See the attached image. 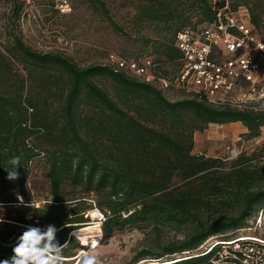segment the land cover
<instances>
[{
  "label": "trees",
  "instance_id": "trees-1",
  "mask_svg": "<svg viewBox=\"0 0 264 264\" xmlns=\"http://www.w3.org/2000/svg\"><path fill=\"white\" fill-rule=\"evenodd\" d=\"M141 1L137 10L142 20L162 23L172 31L155 55L123 58L152 57L173 70L180 57L177 33L211 23V0ZM95 2L113 29L121 32L105 3ZM184 5L197 11L199 23H191L180 8ZM240 6L248 9L251 24L264 35L256 8L230 1L232 10ZM20 9L17 5L16 12ZM6 51L11 59H19L25 76L19 77L0 55V211L6 212L0 218L7 220L0 223L4 227L0 259L11 255V245L28 225L66 224L58 233L61 244L71 231L82 228L79 224L85 222L83 213L90 205L84 196L63 199L65 184L95 196L94 204L106 218L101 227L104 237L123 228L156 232L191 228L181 240H158L152 248L142 247L133 263L210 264L224 243L236 239L231 237L236 231L264 213V154H239L225 161L192 154L194 133L211 124H241L247 138H257L264 126L259 105L215 106L183 92L172 101L155 85L109 65L80 68L59 53L33 51L18 38ZM101 79L109 82L114 97L100 86ZM14 156L20 157L19 179L10 181L6 170H13L9 161ZM35 162L45 164L50 200L34 208L26 181ZM212 238L220 244L197 254ZM81 249L73 239L65 257ZM164 256L172 259L159 261Z\"/></svg>",
  "mask_w": 264,
  "mask_h": 264
},
{
  "label": "rangeland",
  "instance_id": "rangeland-1",
  "mask_svg": "<svg viewBox=\"0 0 264 264\" xmlns=\"http://www.w3.org/2000/svg\"><path fill=\"white\" fill-rule=\"evenodd\" d=\"M70 12L60 14L56 10L58 0H33L27 4L23 0H0V55L10 62L12 70L24 77L25 72L19 59H11L7 49L14 46V40L18 38L25 46L33 51L41 53H59L71 59L78 67L84 68L91 65H107L106 51L114 52L121 57L133 59L139 55H155V50L165 38L171 34L164 24L145 22L140 17L138 7L141 0H101L109 12L110 18L119 26L121 32H117L110 25L96 0H66ZM233 4L245 5L250 9L256 8V14L264 21V0H229ZM21 9L16 12V6ZM185 10V15L190 16L193 24L199 23L197 11H192L187 5L180 6ZM172 70L171 66L166 71ZM98 83L106 89L110 96L114 92L108 81L103 79ZM169 100H178L183 93L177 90L166 91ZM264 109V103L258 106ZM156 126V125H155ZM247 130L241 124L209 125L202 132L193 135V155H203L207 158L229 160L236 155L253 153L264 154V126L261 127L259 136L254 139L246 137ZM264 163V157H262ZM45 164L35 162L27 175L26 189L30 196L31 206L41 207L50 200V185L45 177ZM63 199L73 197H86L90 210L83 213L85 222L79 224L85 234L92 233L94 227L89 213L96 208L95 196H85L80 187L63 185ZM9 197V196H7ZM12 198L15 194H12ZM0 213H6L0 211ZM259 217L255 221L250 220L248 227L236 231L231 237H264V223ZM7 222V220H4ZM4 227L0 224V230ZM187 230L177 232L163 229L153 231L150 228L140 231L123 228L104 237L100 228L101 240L98 243L96 254L102 264H147L140 261L133 263L132 258L142 247L152 248L156 241L162 243L170 240H181ZM211 240V239H210ZM215 238H212V241ZM212 241L204 244L207 249ZM204 248V249H205ZM200 249L199 252L204 251ZM80 251L72 250L73 257L66 258L65 264H75V257ZM179 256H175L177 258ZM172 258L164 256L160 260L168 261Z\"/></svg>",
  "mask_w": 264,
  "mask_h": 264
},
{
  "label": "built area",
  "instance_id": "built-area-1",
  "mask_svg": "<svg viewBox=\"0 0 264 264\" xmlns=\"http://www.w3.org/2000/svg\"><path fill=\"white\" fill-rule=\"evenodd\" d=\"M211 5V23L195 29L186 27L177 33L175 47L180 57L167 76L160 71L169 65L156 63L152 57L129 60L106 51L107 65L162 91L177 90L215 106L244 109L263 104L264 35L251 24L246 7L232 10L229 0H211ZM56 10L66 14L71 9L66 0H58ZM261 218L264 223V213H260L259 223ZM218 244L213 240L207 249L204 245L201 254ZM217 255L210 264H264V237L233 239L224 243Z\"/></svg>",
  "mask_w": 264,
  "mask_h": 264
},
{
  "label": "clouds",
  "instance_id": "clouds-1",
  "mask_svg": "<svg viewBox=\"0 0 264 264\" xmlns=\"http://www.w3.org/2000/svg\"><path fill=\"white\" fill-rule=\"evenodd\" d=\"M9 164L13 166V170H6L7 179L15 181L19 179L20 157L14 156ZM17 198L23 203L22 197ZM89 215L97 232L86 235L83 229L73 230L63 244L58 239V233L67 227L66 224L59 228L53 224L43 228L26 226L11 245V255L0 259V264H65V249L73 239L82 246L78 256L75 257V264H102L96 249L101 240L99 229L106 218L98 208L93 209ZM0 223H4L3 218H0Z\"/></svg>",
  "mask_w": 264,
  "mask_h": 264
},
{
  "label": "bare ground",
  "instance_id": "bare-ground-1",
  "mask_svg": "<svg viewBox=\"0 0 264 264\" xmlns=\"http://www.w3.org/2000/svg\"><path fill=\"white\" fill-rule=\"evenodd\" d=\"M240 240H243V239H240Z\"/></svg>",
  "mask_w": 264,
  "mask_h": 264
}]
</instances>
